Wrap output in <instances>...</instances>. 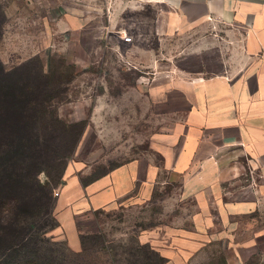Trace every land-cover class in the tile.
Segmentation results:
<instances>
[{
	"label": "rangeland",
	"instance_id": "1",
	"mask_svg": "<svg viewBox=\"0 0 264 264\" xmlns=\"http://www.w3.org/2000/svg\"><path fill=\"white\" fill-rule=\"evenodd\" d=\"M0 4L6 14L1 61L11 69L40 60L50 83L43 116L77 125L67 131L72 145L75 134H81L55 191L59 195L54 194L60 226L46 238L68 244L58 219L59 199L85 193L74 220L79 241L80 233L99 239V251L86 257L94 264H131L136 257L128 258L124 249L139 243L167 259L165 264H264V201L257 165L244 152L222 155L216 167L230 166L235 172L217 186V195L214 186L206 185L208 170L185 169L188 158L181 168H170V154L157 135L171 131L172 121L156 117L146 96L148 85L160 75L210 78L219 73L220 49L205 52L199 41L217 35L215 27H175L164 9L141 0ZM121 32L133 42L124 45ZM225 35L219 30L216 37ZM226 44L225 39L221 51L227 52ZM133 163L142 182L111 202L92 201L94 194L86 191L92 180ZM68 173L79 178L82 192L77 180L68 182ZM40 180L45 182L47 175L42 173ZM67 248L79 252L81 241L77 251L69 244Z\"/></svg>",
	"mask_w": 264,
	"mask_h": 264
},
{
	"label": "crops",
	"instance_id": "2",
	"mask_svg": "<svg viewBox=\"0 0 264 264\" xmlns=\"http://www.w3.org/2000/svg\"><path fill=\"white\" fill-rule=\"evenodd\" d=\"M141 1L164 9L175 27H215L217 35L219 30L226 32L221 38H198L205 43V52L220 49L219 73L210 78L160 75L147 87L153 114L172 121L171 131L157 135L158 144L170 154L169 167L179 169L188 158L185 169L208 170L211 180L206 185L214 186L217 195V186L227 183L235 172L230 166L216 167L218 159L232 150L244 152L262 173L260 192L264 201V0ZM225 39L227 52L221 51ZM165 138L171 143H165ZM138 170L137 163L111 170L93 180L86 191L94 194L92 201L111 202L113 196L129 192L142 182ZM66 177L68 182L77 180L81 191L76 175L68 173ZM106 186L107 195L99 197ZM84 195H62L58 204L61 233L75 251L80 249V241L74 216Z\"/></svg>",
	"mask_w": 264,
	"mask_h": 264
},
{
	"label": "trees",
	"instance_id": "3",
	"mask_svg": "<svg viewBox=\"0 0 264 264\" xmlns=\"http://www.w3.org/2000/svg\"><path fill=\"white\" fill-rule=\"evenodd\" d=\"M5 24L0 4V42ZM49 88L40 60L8 69L0 59V264H94L86 257L99 251V239L90 234L80 233L79 252L69 250L66 241L46 238L60 226L54 194L81 137L75 134L72 145L67 131L77 125L43 116ZM42 173L47 175L45 182L40 180ZM62 250L61 258L57 254ZM124 254L136 257L133 263L126 259L131 264L167 262L140 243L125 247Z\"/></svg>",
	"mask_w": 264,
	"mask_h": 264
},
{
	"label": "built area",
	"instance_id": "4",
	"mask_svg": "<svg viewBox=\"0 0 264 264\" xmlns=\"http://www.w3.org/2000/svg\"><path fill=\"white\" fill-rule=\"evenodd\" d=\"M119 34V38L123 41V43L125 44H131L133 42V37L131 35H129L126 32H121L118 33ZM56 196L59 195L58 192H55Z\"/></svg>",
	"mask_w": 264,
	"mask_h": 264
}]
</instances>
